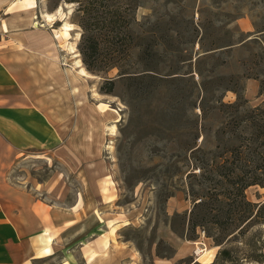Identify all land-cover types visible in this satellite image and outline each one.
Listing matches in <instances>:
<instances>
[{
	"label": "rangeland",
	"instance_id": "rangeland-1",
	"mask_svg": "<svg viewBox=\"0 0 264 264\" xmlns=\"http://www.w3.org/2000/svg\"><path fill=\"white\" fill-rule=\"evenodd\" d=\"M35 3L29 30H38L39 36L27 40L42 49L24 50L30 57L27 81L34 88L27 93L44 111L48 130L43 143L14 157L5 180L61 209L82 206L86 215L79 217L77 237L96 223L101 200H113L127 224L120 234L135 251V264L213 263L222 246L206 233V248H215L212 262L193 257L199 237L197 229L188 228L194 205L188 184L202 178L188 176L198 172L189 164V148L194 142L201 145L202 125L212 133L219 126L222 119L210 109L218 91L237 82L245 95V75L250 68L254 73L263 67L264 61L257 69L251 62L253 54L264 59V0H108V16L114 22L95 29L102 44L99 53L89 57L92 70L79 51L77 4ZM58 9L52 24L33 27L41 24V12ZM118 15L132 20L131 29L118 24ZM65 22L72 26L67 33L60 30ZM71 45L78 58L70 53ZM77 59L88 78L78 75ZM126 68L139 80L150 74L148 95L138 92L130 98L127 80L120 75ZM217 78L225 80L219 87ZM107 80L114 81L110 94L100 90ZM235 100L231 91L223 97L224 103ZM262 100L256 94L248 102L256 107ZM200 107L209 110L207 120L201 119ZM111 125L114 135H109ZM245 196L253 203L264 202V189L250 187ZM181 246L185 254L178 257ZM226 247L235 249L236 264H260L245 258L258 259L260 253L252 249L264 254V224Z\"/></svg>",
	"mask_w": 264,
	"mask_h": 264
},
{
	"label": "crops",
	"instance_id": "crops-1",
	"mask_svg": "<svg viewBox=\"0 0 264 264\" xmlns=\"http://www.w3.org/2000/svg\"><path fill=\"white\" fill-rule=\"evenodd\" d=\"M21 2L0 0L4 17L0 36V264H122L125 258L129 260L124 264H135V251L120 234L127 224L113 200H101L96 223L77 237L79 217L86 215L82 206L61 209L5 180V169L14 157L30 145L43 143L48 130L44 111L27 93L34 88L27 81L30 57L24 50L42 48L27 40L39 33L29 30L34 12ZM256 94L257 82L248 79L246 99ZM184 254L181 246L177 256Z\"/></svg>",
	"mask_w": 264,
	"mask_h": 264
},
{
	"label": "trees",
	"instance_id": "trees-1",
	"mask_svg": "<svg viewBox=\"0 0 264 264\" xmlns=\"http://www.w3.org/2000/svg\"><path fill=\"white\" fill-rule=\"evenodd\" d=\"M63 1L77 4L76 21L82 30L79 51L87 70H92L89 57L96 56L102 44V39L97 36L95 29L102 25L109 27L114 22L112 17L108 16L110 4L108 0ZM116 18L119 25L123 24L125 28L131 29V19L119 15ZM151 50L153 51L152 48ZM263 61L259 55L253 54L251 63L254 69L263 65ZM250 70L251 68L245 79L258 81V95L263 96L262 103L251 107L244 95V88H239L237 82L233 87L226 85L218 91L214 105L210 108L222 119L219 126L212 133L211 127L202 125L198 132V135L200 133L202 136L201 145L198 146L197 142H194L189 148V164L198 172L188 176L201 177L202 181L188 184L194 202L188 228L195 232L197 227L204 229V225H207L208 230L204 229L206 236L211 237L216 245L222 246L211 264H236V257L232 254L236 253L235 249L226 245L237 243L251 227L264 224V202L253 203L245 196V191L250 187L264 189V65L258 72L253 73ZM120 75L127 80L131 99L138 92L143 96L149 94L150 85L147 79L151 77L150 74L139 80L136 72H130L129 68H126L121 70ZM216 80L217 87L225 82L224 78ZM232 81L230 78L228 84ZM105 82L107 87L104 89L102 86L100 90L110 94L114 81ZM227 91L236 95L233 103L223 102ZM200 112L203 121L210 117L209 110L204 107H200ZM210 132L213 138L212 146L207 144ZM198 135L195 139H198ZM251 253H260L258 259H254V255L245 259L264 263L261 250L258 252L257 249H252ZM189 264L195 263L190 261Z\"/></svg>",
	"mask_w": 264,
	"mask_h": 264
},
{
	"label": "bare ground",
	"instance_id": "bare-ground-1",
	"mask_svg": "<svg viewBox=\"0 0 264 264\" xmlns=\"http://www.w3.org/2000/svg\"><path fill=\"white\" fill-rule=\"evenodd\" d=\"M21 5L23 7H26L27 9H35L37 7V4L34 2V0H22ZM57 15H60V9H58L53 14L41 12L40 13V16H38V18H41V24H39L38 22H35V23H33V27L34 28H38L39 25L42 26L43 23H44V25L45 24H52L55 21ZM33 19L36 20L37 18L35 17ZM60 30L63 31V32H65V33H67L68 31H71L72 30V26H71V24H68V23L65 22L63 24V27ZM55 37H58L57 34L55 35ZM69 50H70V53L73 54V57L74 58H78V54L75 52V49H74V46L73 45H71L69 47ZM74 63H75V68L77 69L78 75H80L82 77L88 78L89 77V74L83 68L80 60L77 59V60H75ZM104 111L105 110H103V112ZM108 130L110 131L109 132V135H114L115 125H111L108 128ZM103 190L104 191H108V187L105 186L103 188ZM214 249L215 248H206V250L199 255V257L196 259V261H199L201 259L203 263H210V262H212L213 256H214Z\"/></svg>",
	"mask_w": 264,
	"mask_h": 264
},
{
	"label": "built area",
	"instance_id": "built-area-1",
	"mask_svg": "<svg viewBox=\"0 0 264 264\" xmlns=\"http://www.w3.org/2000/svg\"><path fill=\"white\" fill-rule=\"evenodd\" d=\"M0 34H1V25H0ZM197 234L199 237V242L197 243L193 253V257L195 261L199 257V255L206 250L205 243L203 242V239L205 238V230L203 228H197Z\"/></svg>",
	"mask_w": 264,
	"mask_h": 264
}]
</instances>
